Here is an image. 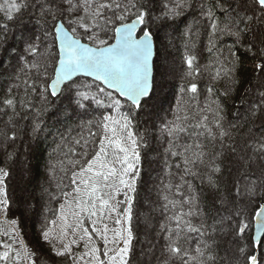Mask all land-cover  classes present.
<instances>
[{
	"label": "snow or ice",
	"instance_id": "snow-or-ice-1",
	"mask_svg": "<svg viewBox=\"0 0 264 264\" xmlns=\"http://www.w3.org/2000/svg\"><path fill=\"white\" fill-rule=\"evenodd\" d=\"M35 7V0H0V41L7 40L12 25L27 29L24 18ZM195 7L207 24L210 60L203 71L213 81L227 79L229 91L239 84L242 61L237 46L246 54L258 52L261 62L255 71L264 73V47H257L255 38L245 44L254 24L264 27V0H200L198 5L193 0H44L39 5L41 34L30 32L22 38L14 82L0 95V111L9 121L21 113L39 117L49 107L68 121L76 118L80 133L72 138L74 147L68 152L78 158L67 161L70 184H58L59 195L44 190L56 208L33 205L31 198L17 203L5 183L9 172L0 168V264H40L38 251L22 239V225L44 210L48 215L40 220L39 237L56 256L67 258L69 264H130L136 238L137 165L144 140L135 130L137 115L161 108L154 38L159 29ZM193 34L189 25L182 55L187 82L180 85L170 108L172 119L162 118L159 125L170 177L161 193L158 235L164 243L159 264H217L216 236L233 232L241 241L238 252L244 264H264V176L249 180L245 188L251 212L214 217L211 224L193 183L221 193L225 149L237 153L235 144H228L237 125L226 124L211 85L210 99L204 105L199 101L196 79L202 69ZM227 38L232 47H227ZM260 96L264 104V92ZM261 104L253 107V115ZM32 130L35 134L40 124ZM10 138H16L14 132ZM60 139L58 148L67 142L63 134ZM246 147L247 156L239 159L264 172V131L252 136ZM169 158L175 162L168 164ZM59 163L61 171H67L64 162ZM173 167L178 183L171 179ZM235 193L241 194L238 186ZM216 199L224 204L223 194Z\"/></svg>",
	"mask_w": 264,
	"mask_h": 264
},
{
	"label": "trees",
	"instance_id": "trees-1",
	"mask_svg": "<svg viewBox=\"0 0 264 264\" xmlns=\"http://www.w3.org/2000/svg\"><path fill=\"white\" fill-rule=\"evenodd\" d=\"M200 0H193L199 4ZM44 0H35L36 7L31 14L25 16V23L36 22L35 32L41 34V26L37 23L39 18V5ZM193 27L192 40L195 42V52L202 69L197 77L199 84V101L204 105L210 99L207 87L211 85L215 96L219 97L224 108L225 122L237 125L232 140L228 144H235L237 153L233 154L230 149H225L224 171L221 179V193H214L206 184L201 186L199 181H193L196 190L200 193L201 203L205 212L209 214L208 223L213 218H227L235 211L250 212L248 208L241 205V197H237L235 188L237 181L255 180L264 176L259 165L245 166L239 159L240 156H247V141L252 136L259 137L264 131V104H261L260 93L264 92V73L257 74L253 64L260 61L259 53H245L244 47L237 46L238 54L241 56V65L238 68L239 84L233 91H229L230 85L227 79L213 81L208 72L203 71V66L209 63L210 55L206 51L207 45V24L200 17L199 8L195 7L178 18L175 23L158 30L155 36L156 59L155 76L161 84L160 99L161 108L152 111L148 110L137 115L136 131L143 135V146L140 148V162L137 165L139 179L137 181V198L134 204V234L133 251L130 264H159L163 259L161 256L163 240L158 235V225L163 215L160 205L163 203L161 193L163 184H166L170 177L167 175L168 168L164 155V148L167 146L160 137L159 125L162 118L172 119L170 108L175 106V100L179 96V87L186 83L183 79L185 65L182 63L184 53L185 29ZM12 31L7 35V40L0 41V95L14 82L12 79L17 70L18 57L22 53L23 37L28 33V28H18L12 25ZM199 35H195L196 31ZM264 37V27L254 24L251 33L245 37V44L253 41L257 47H264L261 38ZM227 47H232V39H226ZM224 45H222L223 47ZM253 51H256L254 48ZM225 55L227 52L225 51ZM261 76V77H260ZM263 76V77H262ZM260 79V80H259ZM260 81V88H256ZM228 95L225 96L224 93ZM261 104L259 111L253 115V107ZM38 106V105H37ZM9 114H11L9 112ZM40 124V130L33 133V125ZM69 129H72L69 134ZM251 129V133L249 132ZM13 132L15 139H11ZM80 129L76 128V118L72 121L65 119L64 115L56 111L55 107H49L41 116L35 117L34 113L25 115L21 113L13 121L0 111V168L9 172L5 183L8 186L9 196L19 203L21 200L31 198L33 205L39 202L41 205L48 204L49 207H58L56 201L49 202L45 189L59 195L57 185L62 187L70 184V168L67 161L76 159L68 152L74 147L72 138L77 137ZM61 134L67 137V142L61 145ZM86 135V131L84 133ZM79 149H77L78 151ZM67 154V155H66ZM63 167L67 171H61ZM175 162V158H169L168 164ZM177 169L172 168L174 183H178L175 174ZM241 190V186H238ZM68 190V189H66ZM244 191V190H243ZM223 194L224 204L221 205L216 199ZM234 208V210H232ZM17 216L19 213L16 214ZM48 215L44 210L37 219L29 218L23 225V238L26 242L38 251L40 257H53L50 246L39 237L41 228L40 220ZM151 215V216H150ZM151 217V227H147ZM158 219V220H157ZM218 260L217 264H244V258L238 252L241 241L235 238L233 233L217 235ZM56 264H61L55 260Z\"/></svg>",
	"mask_w": 264,
	"mask_h": 264
},
{
	"label": "rangeland",
	"instance_id": "rangeland-1",
	"mask_svg": "<svg viewBox=\"0 0 264 264\" xmlns=\"http://www.w3.org/2000/svg\"><path fill=\"white\" fill-rule=\"evenodd\" d=\"M26 24H27V30H28V33L29 32H32L33 30H34V28L36 29V22L34 21H30V20H28L27 22H26ZM256 65H257V61L253 64V67L254 68H256ZM261 77V76H260ZM263 77V76H262ZM260 80V79H259ZM260 81H259V83L257 84V86H256V88H260ZM237 184H238V186H241V194L239 195V197H241V200H242V202H241V205L243 206V207H246V208H248V211H250L251 212V210H252V202L250 201V199L248 198V196H246L245 194H244V192H245V188H246V186H247V182L245 183L244 181H242V180H240V181H237ZM244 190V191H243ZM237 196V195H236ZM238 197V196H237ZM232 210H234V208H232ZM151 216V215H150ZM150 220H148V223H147V227H151V217L149 218ZM158 220V219H157ZM111 226V225H110ZM22 239L24 240V241H26L24 238H23V236H22ZM103 245L101 244V247H102ZM111 246V245H110ZM50 250V249H49ZM51 253H53V252H51ZM55 260L56 261H59V263H61V264H69V262H68V260H67V258H62V257H58V256H56L55 254L53 255V257L51 256V257H49V258H43V257H41V260H40V264H56L55 263Z\"/></svg>",
	"mask_w": 264,
	"mask_h": 264
},
{
	"label": "water",
	"instance_id": "water-1",
	"mask_svg": "<svg viewBox=\"0 0 264 264\" xmlns=\"http://www.w3.org/2000/svg\"><path fill=\"white\" fill-rule=\"evenodd\" d=\"M154 45H155V49H154L155 54H154V57H153V62H154V66H155V59H156V55H157L155 38H154Z\"/></svg>",
	"mask_w": 264,
	"mask_h": 264
},
{
	"label": "built area",
	"instance_id": "built-area-1",
	"mask_svg": "<svg viewBox=\"0 0 264 264\" xmlns=\"http://www.w3.org/2000/svg\"><path fill=\"white\" fill-rule=\"evenodd\" d=\"M259 62L257 61V64H258Z\"/></svg>",
	"mask_w": 264,
	"mask_h": 264
}]
</instances>
